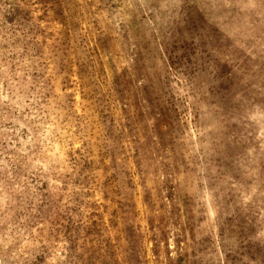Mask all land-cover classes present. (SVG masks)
<instances>
[{"label":"rangeland","instance_id":"rangeland-1","mask_svg":"<svg viewBox=\"0 0 264 264\" xmlns=\"http://www.w3.org/2000/svg\"><path fill=\"white\" fill-rule=\"evenodd\" d=\"M0 264H264V0H0Z\"/></svg>","mask_w":264,"mask_h":264}]
</instances>
